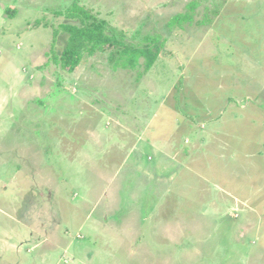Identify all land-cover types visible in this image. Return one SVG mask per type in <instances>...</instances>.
Here are the masks:
<instances>
[{
    "label": "rangeland",
    "instance_id": "rangeland-1",
    "mask_svg": "<svg viewBox=\"0 0 264 264\" xmlns=\"http://www.w3.org/2000/svg\"><path fill=\"white\" fill-rule=\"evenodd\" d=\"M73 2L148 71L55 63ZM0 264H264V0H0Z\"/></svg>",
    "mask_w": 264,
    "mask_h": 264
},
{
    "label": "trees",
    "instance_id": "trees-1",
    "mask_svg": "<svg viewBox=\"0 0 264 264\" xmlns=\"http://www.w3.org/2000/svg\"><path fill=\"white\" fill-rule=\"evenodd\" d=\"M195 5H190V11ZM68 19H76L79 25L62 23L60 27L68 34L63 49L53 54V60L62 68L73 70L81 63L84 55L91 56L98 52L108 51V59L116 68H131L138 64L140 57L143 58V72L148 71L158 54V45L161 36L158 33L145 35L138 43H129L122 38L121 31L110 27L102 19L85 9L84 6L73 2L65 12ZM190 13L174 16L170 25L180 26L184 20L189 19ZM58 30H54V36ZM162 40V39H161ZM53 50V49H52Z\"/></svg>",
    "mask_w": 264,
    "mask_h": 264
},
{
    "label": "crops",
    "instance_id": "crops-1",
    "mask_svg": "<svg viewBox=\"0 0 264 264\" xmlns=\"http://www.w3.org/2000/svg\"><path fill=\"white\" fill-rule=\"evenodd\" d=\"M12 215H14V214H12ZM13 219H14V217H11L10 221L13 220ZM14 220H15V219H14ZM17 221H18V220H17Z\"/></svg>",
    "mask_w": 264,
    "mask_h": 264
}]
</instances>
